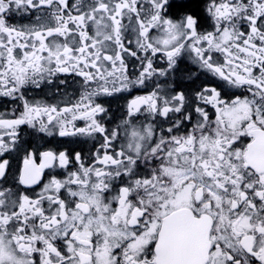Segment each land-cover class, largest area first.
Returning <instances> with one entry per match:
<instances>
[{
    "label": "snow or ice",
    "instance_id": "6c2138e0",
    "mask_svg": "<svg viewBox=\"0 0 264 264\" xmlns=\"http://www.w3.org/2000/svg\"><path fill=\"white\" fill-rule=\"evenodd\" d=\"M0 264H264V0H0Z\"/></svg>",
    "mask_w": 264,
    "mask_h": 264
}]
</instances>
